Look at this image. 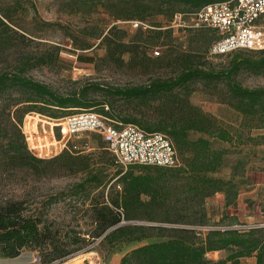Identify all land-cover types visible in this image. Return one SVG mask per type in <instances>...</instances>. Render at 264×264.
<instances>
[{"label":"rangeland","instance_id":"1","mask_svg":"<svg viewBox=\"0 0 264 264\" xmlns=\"http://www.w3.org/2000/svg\"><path fill=\"white\" fill-rule=\"evenodd\" d=\"M180 12L185 9L163 0H0V20L6 26L0 24V73L24 69L25 75L60 95L85 92V101L103 103L87 109L89 111L101 113L102 107L107 105L108 116L118 121L136 119L141 127H154L160 120L178 118L185 111L174 107L170 99L115 98L96 85L119 88L148 85L176 77L184 65L214 71L229 69L235 55L211 56L212 37L177 27L178 22L174 21ZM132 20L144 26L135 29ZM190 20V14H186L184 21L189 23ZM157 27L162 31H155ZM108 44L115 52V60L108 59ZM119 44L125 45L124 48ZM122 49L126 51L121 53ZM154 49L159 50L160 56L152 55ZM77 55L92 57L94 62L81 63ZM246 57L255 59L257 54L241 53L237 63ZM233 79L246 88L264 87V72L255 73L244 66ZM173 93L214 117L216 126L230 134V142L211 139L198 132L188 135L193 141L207 139L212 150L223 152L222 166L207 176L221 179L225 183L224 190L206 198L194 197L195 183L190 179V172L150 170L159 179L161 197L168 196L167 202L159 208L147 207L149 198L141 196L144 206H136L137 219L124 220L123 225L191 229L196 233V242L203 240L208 231L264 228V120L234 110L227 102L224 82L207 83L195 79ZM16 95L13 93V97ZM8 97H0V108L11 103ZM70 110L74 109L55 111L57 116H63ZM27 116H38L35 119L37 132L40 137L47 136L42 139L51 143L49 123L54 119L28 113L22 121L24 133H27L24 128ZM0 123H9L5 115L0 116ZM0 137L3 140L0 144V201L20 200L28 209L43 212V221L52 224L58 242L72 241V237L84 239V242L69 247H77L78 251L62 262L52 264H120L122 257L131 250L167 240L153 236L110 245L102 241V237L91 239L90 233L97 226L94 207L99 194L112 196L115 191H120L121 185L117 186L115 182L117 171L121 170L123 174L130 170V167L123 169L115 164L103 149L97 148L90 156L78 155L83 158L70 159L63 152L54 155L49 147L48 154L39 157L51 160L46 165L47 172L36 176L29 170L6 164V141L11 138V133L2 132ZM36 140L44 144L39 137ZM96 146L103 144L98 140ZM176 149L177 169H184L189 152ZM133 169L140 172L139 168ZM97 183H100L98 188ZM80 185H84L82 191H79ZM176 219L179 223H168ZM256 236L264 238V232ZM235 251L223 249L207 253L206 261L213 264L225 260ZM30 252L40 258L39 264H43L38 251ZM86 253L89 254L83 256ZM239 264H256V258H241Z\"/></svg>","mask_w":264,"mask_h":264},{"label":"trees","instance_id":"2","mask_svg":"<svg viewBox=\"0 0 264 264\" xmlns=\"http://www.w3.org/2000/svg\"><path fill=\"white\" fill-rule=\"evenodd\" d=\"M150 1V0H133ZM170 5H179L185 12L177 14H193L205 5L224 2L229 0H163ZM134 21V20H132ZM0 24L5 26L0 20ZM6 27V26H5ZM156 27V26H154ZM157 27L155 31H162ZM206 33L212 37L209 44L215 40L216 34L209 31H196ZM149 33V31H148ZM115 46H118L114 44ZM124 48L125 45L119 44ZM108 59L115 60V52L110 44L107 46ZM126 50L122 49L121 53ZM255 53V59L246 57L237 63V58L241 53ZM230 55H235L233 64L229 69L220 71L206 70L198 66L184 65V69L174 78L165 81H153L148 85L135 87H99L104 89L110 96L122 99H170L174 107H178L185 112L178 118L169 121L160 120L154 127L140 126L148 132H160L166 134L178 150L189 152L184 169L160 168L151 166H131L130 170L123 174L117 171L118 178L116 185H121L120 191H115L111 196L99 194L96 208V228L90 233L91 239L102 237V241L110 245L118 243L140 241L149 237L167 238L165 241L152 242L131 250L125 254L120 264H209L206 261L207 253L223 250L235 249L225 260H219L213 264H225L230 261L232 264H239V260L245 257L256 258V264H264V238L256 236L257 233L264 232V228H254L249 230L208 231L201 241H195L194 230L179 227H161L144 225H120L122 221L136 220L138 212L137 205L144 206L141 196L149 198L147 207H161L167 202L168 196L161 197V185L159 179L151 174L150 170L161 171H188L190 179L195 183L193 190L196 191L194 197L206 198L216 192L224 190V182L221 179L208 177V173L216 172L223 162V152L212 150L207 139L198 138L189 140L190 132H198L207 135L209 138L219 139L223 142H230V134L216 126V120L198 108L188 103L185 98L176 96L173 92L184 88L195 79L207 83L224 82L227 87L228 104L237 112L245 116H257L264 120V87L246 88L236 83L233 75L241 66L255 72H264V51L250 52L238 51ZM228 56V55H227ZM77 60L81 63L91 64L94 59L89 56L77 55ZM24 69L17 71L0 73V97L9 95L11 103L0 108V116L5 115L6 124L0 123V134L10 132L11 138L6 141L5 161L11 168H21L31 171L36 176L46 174V165L51 160L42 159L29 152L22 132V121L26 114L37 113L51 119H59L74 111L87 110L103 103H89L85 101V92L71 95H60L44 83L38 82L27 75ZM13 93H17L13 97ZM74 109L68 111L66 115L57 116L55 110ZM77 109V110H75ZM101 113H104L103 107ZM108 115V114H107ZM38 116L29 118L26 122L28 132H36ZM14 119L12 122L11 120ZM123 123L139 124L136 119H120ZM52 124V123H49ZM139 126V125H138ZM100 140L96 135H91V142L94 151L85 154L90 156L96 152L97 148L103 149L113 160L106 150L105 144L97 147L96 142ZM0 137V144L2 143ZM40 141V140H39ZM45 145H40L42 152H47L49 142L43 141ZM175 147V149H176ZM177 150V149H176ZM70 159L83 158L76 154L64 151ZM61 154V153H60ZM69 154V155H68ZM76 156V157H74ZM57 158V157H56ZM114 161V160H113ZM133 167L139 168L140 172H135ZM100 183L96 184V188ZM84 185L79 186L82 191ZM191 189V188H190ZM189 199L187 201H191ZM148 221L153 219L148 218ZM168 222V221H162ZM177 224L179 220L169 221ZM192 224V223H190ZM119 225V226H118ZM57 231L52 224L43 221V212H36L24 206L20 200L0 201V257L14 258L23 251H38L42 256L43 264H52L55 261H63L79 248L69 249L79 242H84L83 238L72 237V241H59L56 239Z\"/></svg>","mask_w":264,"mask_h":264},{"label":"built area","instance_id":"3","mask_svg":"<svg viewBox=\"0 0 264 264\" xmlns=\"http://www.w3.org/2000/svg\"><path fill=\"white\" fill-rule=\"evenodd\" d=\"M184 16H175L174 23L178 22L177 27L216 34L209 47L211 56H227L238 51H264V0L211 3L191 14L189 23L184 21ZM131 24L135 29L144 26L138 21H132ZM152 55L160 56L159 50L154 49ZM103 110L106 114L80 110L54 119L49 128L52 139L49 147H52L54 155L64 151L76 155L88 154L95 149L91 135H96L105 144L115 164L123 169L131 166L168 169L179 166L178 153L169 137L160 132H148L136 124L123 123L108 116L110 110L107 105ZM22 132L29 152L36 157L38 155V158L48 154L42 152V148L30 144L36 136L40 141L47 136L40 137L37 131L32 135ZM43 133L46 134L47 131ZM49 147L47 151H50ZM32 262L39 264L40 258L34 257Z\"/></svg>","mask_w":264,"mask_h":264},{"label":"crops","instance_id":"4","mask_svg":"<svg viewBox=\"0 0 264 264\" xmlns=\"http://www.w3.org/2000/svg\"><path fill=\"white\" fill-rule=\"evenodd\" d=\"M89 253L83 254V256L88 255ZM35 254L31 253L30 251H23L19 256L14 258H2L0 257V264H33ZM209 255H206V258H208ZM87 257H85L84 260H86ZM117 264V263H116Z\"/></svg>","mask_w":264,"mask_h":264},{"label":"bare ground","instance_id":"5","mask_svg":"<svg viewBox=\"0 0 264 264\" xmlns=\"http://www.w3.org/2000/svg\"><path fill=\"white\" fill-rule=\"evenodd\" d=\"M29 116H30V115H29ZM29 116L26 117V118H27V119H26V122H27V120H28L29 118H32V117H29ZM24 128L26 129V124H25V127H24ZM25 131H26L28 134H30V135H32L33 133H35V132H28L27 129H26ZM36 139H37V138H35V139L32 138V141H31L32 143H30V144L33 145V146H36V147H40L41 144H40L39 142H37V143L35 142L37 145H36V144H35V145L33 144V141L36 140ZM43 141H44V139H43ZM43 141H42V142H43ZM44 145H45V144H44ZM80 262H81V261H80ZM78 263H79V262H78Z\"/></svg>","mask_w":264,"mask_h":264},{"label":"water","instance_id":"6","mask_svg":"<svg viewBox=\"0 0 264 264\" xmlns=\"http://www.w3.org/2000/svg\"><path fill=\"white\" fill-rule=\"evenodd\" d=\"M124 223H121L120 225H123ZM119 226V225H118Z\"/></svg>","mask_w":264,"mask_h":264}]
</instances>
